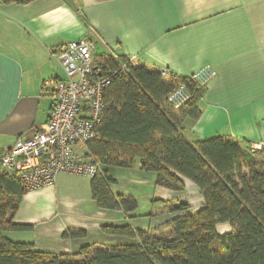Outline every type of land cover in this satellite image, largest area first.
<instances>
[{
    "label": "crops",
    "instance_id": "crops-1",
    "mask_svg": "<svg viewBox=\"0 0 264 264\" xmlns=\"http://www.w3.org/2000/svg\"><path fill=\"white\" fill-rule=\"evenodd\" d=\"M75 40L92 42L97 56L112 50L134 67L164 69L175 78L210 65L216 75L201 87L198 117L187 115L188 105L170 109L183 135L193 142L224 136L264 148V0H28L0 3V152L47 121L52 94L45 82L64 76L59 58ZM133 167L138 172L131 173ZM133 167L119 172L140 186L141 199L118 188L112 175L111 186L118 188L112 192L138 203L128 216H137L139 206L152 210L158 187L138 163ZM88 187L57 188L54 182L26 190L11 219L31 228L6 237L39 251L72 254L84 245L132 242L120 235L110 242L114 234L104 227L153 230L148 223H129L121 210L99 207L90 181ZM66 231L85 236L64 239Z\"/></svg>",
    "mask_w": 264,
    "mask_h": 264
},
{
    "label": "trees",
    "instance_id": "trees-1",
    "mask_svg": "<svg viewBox=\"0 0 264 264\" xmlns=\"http://www.w3.org/2000/svg\"><path fill=\"white\" fill-rule=\"evenodd\" d=\"M95 62L101 74L113 75L103 92L104 113L96 137L86 145L101 166V173L90 180L92 199L99 207L121 210L130 218L127 214L138 203L112 192L115 180L109 171L129 170L138 163L140 170L154 177L155 186L178 190L185 179L192 181L201 193L202 206L168 222L173 228L170 237L129 225L110 226L102 230L132 242L84 245L72 254L39 251L5 235L31 226L12 222L26 190L15 176L0 170V264H264V148L251 152L250 142L224 136L186 139L165 99L184 84L190 93L187 115L197 118L195 104L203 89L189 77L170 74L165 80L160 71L134 67L124 56L114 60L108 54L95 55ZM122 64L125 71H120ZM163 202L152 199L150 205L156 209ZM218 222L228 223L230 231L218 234ZM83 236L84 231L61 234L64 239ZM216 241L219 247L213 245Z\"/></svg>",
    "mask_w": 264,
    "mask_h": 264
},
{
    "label": "built area",
    "instance_id": "built-area-1",
    "mask_svg": "<svg viewBox=\"0 0 264 264\" xmlns=\"http://www.w3.org/2000/svg\"><path fill=\"white\" fill-rule=\"evenodd\" d=\"M19 0H0L6 3ZM114 60L118 55L107 53ZM129 60V59H128ZM64 76L45 82L51 86L52 104L48 119L24 138H17L0 158V170L15 176L25 190L53 185L58 174L68 173L92 179L101 173V166L90 157L87 143L96 137V128L104 113L103 92L113 72L101 74L95 62L94 44L88 40L68 42L59 58ZM99 66V67H98ZM125 65L120 71H125ZM163 77L167 70H159ZM216 72L205 65L189 76L204 87ZM190 99L184 84L176 86L166 97L173 110L183 108ZM260 144H250L251 152L260 151Z\"/></svg>",
    "mask_w": 264,
    "mask_h": 264
},
{
    "label": "rangeland",
    "instance_id": "rangeland-1",
    "mask_svg": "<svg viewBox=\"0 0 264 264\" xmlns=\"http://www.w3.org/2000/svg\"><path fill=\"white\" fill-rule=\"evenodd\" d=\"M99 53L98 50H96ZM135 165V164H134ZM115 170V172H114ZM111 171V175L114 174V177L117 181L118 188L125 187L128 188L129 191H132L135 193L137 199H141V196H139V192L141 190L140 186H138L136 183L131 181V178L128 177V175L121 174V172H125L127 170L124 169H114ZM130 170V169H129ZM135 170V171H134ZM138 172L135 167H133L130 172ZM127 173V172H126ZM69 177L63 178L62 175H59L56 182L57 188H71L72 186L79 187L80 190L85 188L87 191L89 189V179L85 176L75 175V174H66ZM62 177V178H61ZM118 188L112 187L111 190L117 191ZM157 190L154 193V199H161V201H164L163 203H158V206L156 209L146 208L143 209L141 206H139V210L135 212L137 214L136 217H133V215L130 216V218H127L129 220V223H137L139 221L142 224H150L151 227H153V230L149 231L151 235H155L158 237H170L173 232V228L171 225H167L168 222H171V220L179 216L181 214L186 213H193L197 209H199L202 206L203 198L201 196V193L198 189V187L190 180L185 179L183 183V187L181 189H167L164 187H156ZM141 203V202H140ZM167 204H173L176 206L175 209L170 210L166 207ZM185 205V208L183 206ZM152 214H148V213ZM144 214L141 217H138L140 215ZM127 220V221H128ZM160 226V227H155ZM230 231V226L226 222H218L216 223V232L218 234H224L228 233ZM23 232V231H20ZM112 238H109L110 242H119L120 237L118 235L111 236ZM215 247H219V242L216 241L213 244Z\"/></svg>",
    "mask_w": 264,
    "mask_h": 264
}]
</instances>
